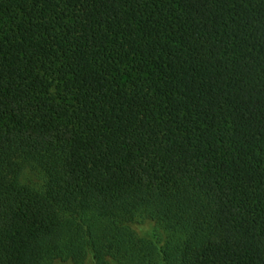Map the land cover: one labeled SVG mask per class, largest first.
<instances>
[{"label": "trees", "instance_id": "trees-1", "mask_svg": "<svg viewBox=\"0 0 264 264\" xmlns=\"http://www.w3.org/2000/svg\"><path fill=\"white\" fill-rule=\"evenodd\" d=\"M89 257L264 264V0H0V264Z\"/></svg>", "mask_w": 264, "mask_h": 264}, {"label": "rangeland", "instance_id": "rangeland-1", "mask_svg": "<svg viewBox=\"0 0 264 264\" xmlns=\"http://www.w3.org/2000/svg\"><path fill=\"white\" fill-rule=\"evenodd\" d=\"M24 180L26 182L31 181L33 183L36 182L40 183L42 181V176L36 172H32L29 169H27L24 174ZM134 228L138 232V234L144 239H151L157 236L158 229L155 223L152 221H147L143 224H137L134 226ZM62 264H72V263L67 262ZM85 264H93L92 257H89Z\"/></svg>", "mask_w": 264, "mask_h": 264}]
</instances>
